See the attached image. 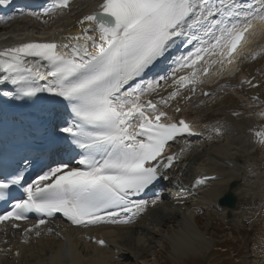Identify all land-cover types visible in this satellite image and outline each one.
I'll list each match as a JSON object with an SVG mask.
<instances>
[{
	"label": "snow or ice",
	"instance_id": "6c2138e0",
	"mask_svg": "<svg viewBox=\"0 0 264 264\" xmlns=\"http://www.w3.org/2000/svg\"><path fill=\"white\" fill-rule=\"evenodd\" d=\"M10 2L0 0V6ZM69 5L70 0H54L45 15ZM250 7L246 0H102L98 11L80 20L82 25L92 27L74 37L92 41L93 52L85 44L73 46L69 55H60L55 43L34 42L0 52V58H4L0 60V72L6 73L0 83L21 85L19 91L25 97L48 92L68 102L73 120L60 131L82 150V158L77 161L80 167L69 163L50 167L24 189L25 199L0 214V224L26 221L28 214L35 213L38 221L24 234L35 232L39 237L41 233L36 229L47 223L44 217L58 213L71 225L84 228L132 223L133 217L149 204L133 197L145 193L161 178L159 169H170L177 159L176 155H164L166 146L178 137L197 133L183 119L163 122L167 114L158 110L157 103L166 105V100H142L160 87L159 80L146 86L131 82L142 77L178 40H196L199 46L181 59L170 77L161 80L170 79L173 85L195 83L199 74H208L212 64H232L254 21L264 22V15H253L248 11ZM237 17L243 20L234 22ZM89 31L98 33V43L87 35ZM216 56L219 61L211 60ZM29 57L46 61L47 71L33 72L26 63ZM202 61L206 66L198 74L196 66ZM185 69L191 71L176 76ZM36 80H48V84L41 87ZM256 135L264 145V133ZM22 164L14 174L0 179V201L6 199L7 190L25 180L27 159ZM196 183L203 184L204 180ZM157 202L152 200L151 204ZM12 227L18 225L13 223ZM95 242L105 245L102 239Z\"/></svg>",
	"mask_w": 264,
	"mask_h": 264
},
{
	"label": "bare ground",
	"instance_id": "6f19581e",
	"mask_svg": "<svg viewBox=\"0 0 264 264\" xmlns=\"http://www.w3.org/2000/svg\"><path fill=\"white\" fill-rule=\"evenodd\" d=\"M81 1L76 2L68 18L56 26L50 24L52 16L40 15L39 11L27 16L36 21L27 20L25 17V19L8 21L6 25H0V52L24 44L20 42L22 38L38 36L47 37L53 43L62 40L69 46L86 44L89 52H93L92 41L77 40L74 37L83 35V29L92 27L89 24L82 25L80 20L89 13L98 11V5L102 0H90L86 5ZM254 3L255 8L250 12L253 15H264V12H261L264 6L256 1ZM242 19L243 17L234 18V22ZM40 24L42 29L39 27ZM31 29L41 31L35 32ZM87 35L93 36L97 43L99 42L97 32L89 31ZM248 35L236 56L238 62L264 53V22L255 20L254 27ZM216 59L219 61L220 57ZM219 66L220 70L215 75L210 74L211 76L204 78L199 75L195 83L173 90L166 89L169 92L159 93L156 96L158 101H167L166 105L159 103V106L170 110L174 115L176 109L180 108L182 111L178 114L179 117L193 122L197 129L202 127L203 131L200 137L182 144L184 151L180 155L181 161L167 172L168 178L164 181L163 188L158 190L159 194L149 198L148 207L139 213L132 223L82 230L67 228L63 224L52 222L36 229L41 233L39 237L35 235V232L28 233L27 236L22 234L21 231L25 226L18 230L11 227L4 232L0 231V234L3 233V244H0V264H143V260L140 259L143 251L155 249L163 244L162 241L170 243L173 253L179 255L197 252L203 247L208 249L207 247L212 245V240L207 236V232L200 229L195 215L203 209L208 218L215 214L224 216L226 209H218L217 204L219 198L227 191V185L231 181L238 184L247 181L244 177L245 170L243 172L245 166H242L243 164L238 166V162L242 160V153L253 161V164L246 166L247 174L252 176L249 177L250 183L247 181L246 186L239 192L238 186L232 190L235 197L240 199L251 195H262L264 182L260 164L254 158V150L250 151L248 148V142H251L254 148L257 142L252 134L256 132L255 122L258 117L256 113L252 116L245 110L247 106L252 105L248 103L249 99L240 102L241 105L236 102L235 106L220 107L216 110H214L215 105H210L209 112L199 105L209 99H215L214 101L218 102L220 98L222 101L226 97H231L227 94L228 89L241 86V83L226 78V73L236 66L235 59L229 66H226V61ZM263 68L264 62L262 71L259 70L260 73L264 72ZM3 90L4 83H0V98L4 97ZM204 91L209 93L207 97L202 96ZM189 93H191L190 96ZM161 94H164L163 97H159ZM173 94L175 97L169 99ZM172 105L174 107L171 110ZM185 108H191V111L185 112ZM243 134H245L244 137ZM253 165L255 169H252ZM210 174H217L218 178L206 180L203 184L196 183L197 177ZM154 197L158 198V202L152 205L151 201ZM236 210L239 208L229 210L231 219L235 218L233 214ZM48 229L51 231L49 232ZM11 230L13 236L10 235ZM100 238L105 241L104 246L95 242ZM25 240L27 243L24 242ZM15 249L18 250L19 255L15 254ZM259 258H264V255H260ZM155 264L158 263L155 262Z\"/></svg>",
	"mask_w": 264,
	"mask_h": 264
},
{
	"label": "rangeland",
	"instance_id": "374dc122",
	"mask_svg": "<svg viewBox=\"0 0 264 264\" xmlns=\"http://www.w3.org/2000/svg\"><path fill=\"white\" fill-rule=\"evenodd\" d=\"M68 15L63 16V18H60L59 21L63 22L64 19L66 20L68 18ZM22 27L20 28L26 29L25 26L23 28ZM35 27L38 26L35 25ZM31 30L35 32L41 31L40 29ZM263 54L254 58H249L247 61H243L241 75H237L232 78L234 82L240 84L242 81V83L240 84V87L228 89L227 94L231 97H226L222 101L220 98L218 99V102H215V99H209L201 102L199 105L205 107V110L209 112L211 111L209 108L210 105H215L214 110H216L220 107L235 106L236 102L240 103L249 99L248 103H251L252 105L247 106V109H244L252 116H254L255 113L258 115V126L255 124L256 132H264V116H259L260 113L263 112L262 107L264 106V72H259V70L262 71L261 68L264 62ZM241 78H244V80ZM245 78H247V80H245ZM239 105H241V103ZM207 108L209 109L207 110ZM190 110L191 109L187 108V111ZM244 136L245 134H243V137ZM248 148L250 151L254 150V158L255 161H258L260 164L259 167L261 172H263L262 178L264 181V148H257V150L251 142H248ZM250 151L248 152L250 153ZM241 155L242 160L238 162L239 164H237L238 166L240 164L245 166L243 167V172L245 170L244 177H246L247 181L250 183L252 175L247 174L246 171L248 168L246 166L253 164V161L250 160L246 154L242 153ZM253 167L252 169H255V165H253ZM245 183L243 181L239 183L237 187L238 192L246 186ZM262 187L263 196L251 195L250 197L240 198L241 200L239 199L237 207L239 210H236L233 214L235 217L234 219H224V216L220 217L216 214L212 215L211 218H208L203 209L199 210V212L195 215V219L200 229L207 232V236L212 240V245L208 246V249H204L203 247V249H200L197 252H188L179 255L173 253L170 243L162 241L163 244L158 245L155 249L151 251H143V255L140 257V259L143 260L142 263L264 264V258H259L260 255H264V182ZM238 195L240 196V193H238ZM153 199H155V197ZM161 245H163V247H161ZM223 247H227V250L223 249Z\"/></svg>",
	"mask_w": 264,
	"mask_h": 264
},
{
	"label": "water",
	"instance_id": "95a60500",
	"mask_svg": "<svg viewBox=\"0 0 264 264\" xmlns=\"http://www.w3.org/2000/svg\"><path fill=\"white\" fill-rule=\"evenodd\" d=\"M236 182H231L228 186V191L227 193L224 194V196L219 199V205L226 207L228 209H233L236 207V202H237V198L235 197V195L233 194L232 190L235 188L236 186ZM227 217L230 218L231 217V213L228 212L227 213Z\"/></svg>",
	"mask_w": 264,
	"mask_h": 264
}]
</instances>
